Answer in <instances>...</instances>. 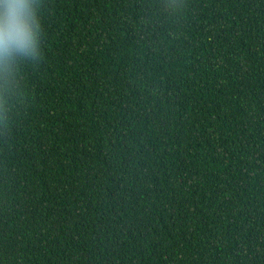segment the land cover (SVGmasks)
<instances>
[{
	"label": "trees",
	"instance_id": "obj_1",
	"mask_svg": "<svg viewBox=\"0 0 264 264\" xmlns=\"http://www.w3.org/2000/svg\"><path fill=\"white\" fill-rule=\"evenodd\" d=\"M27 3L0 264H264V0Z\"/></svg>",
	"mask_w": 264,
	"mask_h": 264
},
{
	"label": "clouds",
	"instance_id": "obj_2",
	"mask_svg": "<svg viewBox=\"0 0 264 264\" xmlns=\"http://www.w3.org/2000/svg\"><path fill=\"white\" fill-rule=\"evenodd\" d=\"M0 3L5 6L0 14V54L30 50L35 36L29 23L27 0H0Z\"/></svg>",
	"mask_w": 264,
	"mask_h": 264
}]
</instances>
